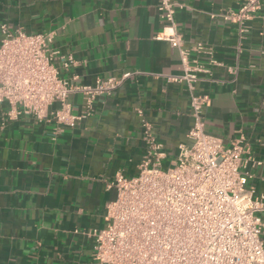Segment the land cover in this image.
Wrapping results in <instances>:
<instances>
[{
  "label": "crops",
  "instance_id": "1",
  "mask_svg": "<svg viewBox=\"0 0 264 264\" xmlns=\"http://www.w3.org/2000/svg\"><path fill=\"white\" fill-rule=\"evenodd\" d=\"M171 1L183 46L200 43L202 50L191 56L209 71L195 85L209 98L205 130L224 144L243 136L253 159L245 165L248 189L264 195V2L240 37L236 25L223 19L237 11L234 0ZM156 5L0 0V27L55 34L51 48L76 62L61 71L62 78L75 77L73 83L84 86L133 73L110 96L96 98L91 114L55 141L51 119L3 122L0 110V264H96L91 232L105 226V205L115 198L107 184L114 175L137 173L142 122L162 145L164 164L175 158L178 145L190 144L188 91L167 80L182 73L179 54L155 39L163 29ZM68 102L75 115L82 112L81 93Z\"/></svg>",
  "mask_w": 264,
  "mask_h": 264
},
{
  "label": "built area",
  "instance_id": "2",
  "mask_svg": "<svg viewBox=\"0 0 264 264\" xmlns=\"http://www.w3.org/2000/svg\"><path fill=\"white\" fill-rule=\"evenodd\" d=\"M236 12L223 19L236 25L240 37L261 10L264 0H234ZM171 0H157L163 25L156 40L177 49L182 73L169 82L184 84L189 95L187 132L189 145H178L175 158L164 164L166 154L142 122L144 154L137 173L117 172L107 184L115 198L105 205V226L94 229L96 264H264V195L248 189L251 178L245 165L253 161L240 136L224 144L206 132L203 107L207 95L195 92L200 73L207 68L193 59L202 45L185 48L176 31ZM0 110L3 122L24 118L53 122L55 141L65 128L92 112L98 97L110 96L133 73L119 78L98 79L93 85L77 86L61 71L74 67L70 55L51 48L55 34L11 32L0 27ZM59 63V66L55 63ZM217 64L216 62H212ZM81 93L83 110L72 112L68 97ZM57 104L56 110L50 107ZM245 155L247 157H245ZM256 164H259L256 162Z\"/></svg>",
  "mask_w": 264,
  "mask_h": 264
}]
</instances>
